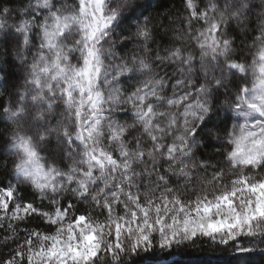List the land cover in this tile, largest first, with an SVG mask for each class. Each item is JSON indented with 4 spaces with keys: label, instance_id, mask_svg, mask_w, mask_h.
<instances>
[{
    "label": "snow or ice",
    "instance_id": "obj_1",
    "mask_svg": "<svg viewBox=\"0 0 264 264\" xmlns=\"http://www.w3.org/2000/svg\"><path fill=\"white\" fill-rule=\"evenodd\" d=\"M205 243L264 257V0H0V264Z\"/></svg>",
    "mask_w": 264,
    "mask_h": 264
},
{
    "label": "trees",
    "instance_id": "obj_2",
    "mask_svg": "<svg viewBox=\"0 0 264 264\" xmlns=\"http://www.w3.org/2000/svg\"><path fill=\"white\" fill-rule=\"evenodd\" d=\"M257 252L251 256L237 255L231 248L224 246H210L208 244L173 246L171 249L141 250L133 254L130 261L134 264H153L168 262L167 264H264V257Z\"/></svg>",
    "mask_w": 264,
    "mask_h": 264
},
{
    "label": "water",
    "instance_id": "obj_3",
    "mask_svg": "<svg viewBox=\"0 0 264 264\" xmlns=\"http://www.w3.org/2000/svg\"><path fill=\"white\" fill-rule=\"evenodd\" d=\"M259 253V252H258ZM169 262H171V261H168V262H161V263H153V264H167V263H169Z\"/></svg>",
    "mask_w": 264,
    "mask_h": 264
}]
</instances>
